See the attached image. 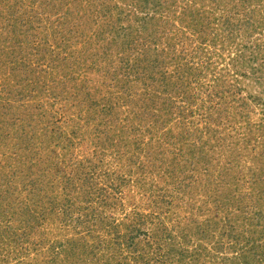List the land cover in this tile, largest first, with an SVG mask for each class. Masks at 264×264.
I'll return each mask as SVG.
<instances>
[{
	"label": "rangeland",
	"instance_id": "rangeland-1",
	"mask_svg": "<svg viewBox=\"0 0 264 264\" xmlns=\"http://www.w3.org/2000/svg\"><path fill=\"white\" fill-rule=\"evenodd\" d=\"M146 14L154 22L145 21ZM229 17L233 31L226 23ZM239 31L241 39L232 38ZM244 45L253 49L264 45V0H0V212L16 203L20 209V202L25 204L27 199L30 208L36 206L28 195L34 187L26 174L41 181L42 194L63 199L74 169L71 163L90 157L101 167L95 182L108 188L110 182L127 178L128 158L138 141L147 152L162 139L170 165L182 146L193 151H183L194 162H187L194 169L190 172L193 197L183 204L210 231L199 244L205 251L193 260L182 261L177 254L172 261L164 257V247L156 249L154 232L163 226L177 227L168 222L173 214H167L165 206L141 208L136 186L126 185L117 193L109 190L108 201L116 197L110 216L118 226L110 224L98 236L111 244L105 250L110 263L122 258L116 230L123 241L133 231L150 264H245L252 256L243 252L255 248L256 255L264 257V239L261 245L256 240L254 246L247 245L256 236L250 231L260 230L254 226L264 217V52L250 55ZM162 70L171 75L184 71L195 93L184 118L175 111L165 124L156 123L152 115L141 119L140 110L134 114L130 103L148 99L143 95L149 78L158 77ZM224 80L232 93L226 94L225 87L219 89L221 95L213 93L209 99L211 86L218 89ZM200 83L206 87L198 95L195 89ZM20 96H25L23 106H19ZM181 124L189 130L182 138L177 128ZM82 126L86 133L83 128L81 135L73 134L75 127ZM135 127L144 131L142 140ZM101 128L107 137L98 147L92 136ZM146 129L150 131L145 133ZM66 138L78 147L68 148ZM56 155L63 157L65 165L55 166ZM145 178L154 181L152 188L163 189L154 195L157 205L161 195H173L168 176L150 172ZM176 206L175 201L172 210ZM46 217L45 224L53 222V216ZM25 219L8 220L17 235L30 224ZM0 223H4L1 218ZM46 230L42 249L54 243L58 251L71 249L63 228L48 229L47 235ZM196 238L185 245L186 250H192ZM27 246L23 243L19 249ZM15 249L0 242V264H28L27 259L20 262ZM96 254L104 257L99 249ZM70 263L99 264L91 255Z\"/></svg>",
	"mask_w": 264,
	"mask_h": 264
},
{
	"label": "trees",
	"instance_id": "trees-1",
	"mask_svg": "<svg viewBox=\"0 0 264 264\" xmlns=\"http://www.w3.org/2000/svg\"><path fill=\"white\" fill-rule=\"evenodd\" d=\"M146 7L147 6L145 5V8ZM158 10L159 9H155V12H157ZM146 15L147 16L145 18V21L147 19L148 23L149 21L154 22L153 17L148 18V14ZM136 19L140 21V18L137 17ZM226 23L229 24V28H230L229 30L233 31V25L230 21V17L226 18ZM237 30L238 29H236V31ZM231 35H233V33ZM241 35L242 32L239 31L232 38L240 40ZM132 40L130 39V42L133 43ZM256 46L257 48L253 49L244 45L245 48H249L247 51L249 52L250 55H254L255 52H257L255 53V55L264 52V45H256ZM77 63L80 64L79 61ZM80 67L81 66H78V70H80ZM158 75H159L158 77L150 76L149 78V82H148L149 84L146 86L147 88L145 89V93L143 95L145 96V98L148 97L147 100L130 101L132 112L137 115L138 110H140L141 119L147 115H152V117L156 118L154 119V121L156 120L155 121L156 123L160 121L161 124H165L169 116H171L172 118L173 117L172 115L175 111H177L178 117L183 119L184 111H187L185 108L187 104H193L195 102L192 100L195 93L193 92L194 88L192 86L193 85L192 81L188 78L189 75L185 74L184 71L182 70H180V72L178 71L173 72L172 75L170 74V72L168 73L162 70L158 73ZM230 86L231 85L225 80L222 87L218 89H216L215 86L213 87L211 86L212 90L208 91L207 93L208 98L211 99L213 93L214 95H218V96L221 95L222 92L219 91V89L221 90L224 89L225 87L226 90L224 92L226 94L227 93L231 94L232 90L230 89ZM205 87L206 86L203 83H200L199 86L195 89V91L199 95L200 93H202V91H204ZM135 96L138 95L135 94L132 98H134ZM20 98L22 99V101L21 99H19L17 103L21 101L19 106H23V101L25 96H20ZM91 108L94 109V107ZM151 109L153 112L151 111ZM163 115H165V117ZM162 116L165 118L164 120ZM88 120L91 121L93 120V118L90 117ZM183 121L185 120H182V122ZM46 126L48 127L47 124ZM83 128H84L83 126L75 127L73 134L81 135L82 133L81 130ZM177 128L179 129L178 136H180V138H182L183 135H185V132L187 133L189 131L182 124L180 126L177 125ZM135 130L140 133L139 138L142 140L144 131L143 130L140 131V129H137L136 127ZM148 131L150 130L146 129L145 133H147ZM96 132L97 134H93L92 138L95 141L94 143L97 144V146L99 147L100 146L99 144L102 143V138L107 137V135H105L107 132L103 128L99 129ZM66 140L68 142V146H67L68 148L78 147L75 145V143H72L73 141H71L69 138H66ZM208 141L211 142V140L209 139ZM79 143L84 144V140L80 138ZM162 143L164 142L161 139V142L159 141L158 145H150L151 148H153V150L150 151V146H149L147 152H145L143 146L138 141L137 148L135 149L136 151L132 153V157L128 158V163L126 167V172L128 173L127 178L121 179L122 182L120 181L116 184H112V182H110L108 188L104 187L103 185H101L100 187L95 182L97 178L95 172L98 170V168L99 170L101 169V167L97 165V163H93L92 161H89L91 160L90 157H88L87 159H75L74 163H71L72 167L74 166V169L69 174V177L67 178L66 181L69 189L68 187H64L65 197L63 199H60L57 195H54L50 192L47 194H42V192H44V188L41 184V181H38L35 177L31 176L30 174L29 175L26 174L25 178H27L31 186L34 187V190L32 192H30L31 190H29L28 195H31L34 198L36 202L35 203L36 206L30 208L29 207L30 204L28 203V199H27L25 204L20 202L21 203L20 209L18 207V203H16L14 205H11L12 207L7 209L6 211L2 210V212H0V218L2 219V223L3 222L4 223L3 224L0 223V242H2L7 247L14 246L16 248L15 249L16 253L18 251L17 247L19 249V246H21L23 243L30 244L31 247L30 246H27L26 248L21 247L18 251L21 257L20 262H23L27 259L28 264H71L70 263L71 260L72 261L78 260L80 259L81 256L84 257L85 255H91L92 259H95V261L98 262L99 264H111L110 263L111 257L107 256L108 254L107 251L111 249L110 248L111 244L107 242H102L98 238L101 230L104 231L106 227H110V224H112V226L115 227L118 226L113 221L114 218L110 216L111 214L110 212L112 208L115 207L113 205H116L115 203L116 197H113V202L111 201L110 203L108 201L111 195L109 190L112 188L111 191L117 193L119 189L122 190L123 186L124 189L127 188V186L128 188L132 187V189L133 186H136V189L138 190L139 194H141L140 199L142 200V202L139 204L141 208L144 207L150 209L149 208L150 205H154L156 209L159 208L161 210V208L165 206L166 213L170 215L173 214L172 217H168L169 224L177 225V227H175L173 230H169L168 228L163 226L158 228V230L154 232L155 236L153 238L155 239L154 242L156 249L159 250L162 249V247H164L165 252L163 256L166 257L167 259H170L171 261L173 260L171 259L172 258L171 256L173 254L179 255L182 261L185 259L193 260L194 256L200 258L201 257L200 252L205 251V249L201 250L202 248L201 245L199 244L201 240L208 239V235H209L208 233L210 231L207 230L203 226V224L197 222L196 219L199 217L197 216V214L196 216H194L192 213L185 211L186 206L184 205L185 198L191 199V197H193V193L192 191L190 192V190H192L194 178H192V174L190 172L191 171L193 172L194 169L192 170V168H190L191 164L188 165L187 162H191L193 163V165L194 162L189 161L187 155L184 157L183 151L186 150V153L189 152L193 153V151L190 149L191 148L190 146L189 148L186 145L185 149L182 146L178 154L175 155L174 158L175 161H173L175 164L170 165L172 159L171 161L165 160V154L167 152V149H165L164 144ZM97 146L95 145L94 147L98 148ZM82 152L90 153L89 149H83ZM91 152L96 154L95 150ZM67 154H64V157L67 156ZM62 158L63 157H59L56 155V161H55L56 167L58 166L61 167V165H65V163L62 162L63 160ZM169 165H170L169 168L171 170L168 168ZM150 172L155 173L156 176L160 178H162L163 175L168 176L170 179L169 184L173 187L171 190L173 192V195L171 194V196L169 195L168 197L162 195L160 196L161 198V201L159 203L160 205H157L158 201L154 197V195L159 192L158 190H160L161 192V190L163 189H160V187H158L157 185L155 186V188H152L154 181L145 178V176L148 175L150 176ZM211 175H212L211 172L206 170V176L211 177ZM44 178L45 176L43 175L42 180ZM207 180L209 181V179ZM132 192L134 191L132 190ZM174 194H177V196ZM175 201L177 202V206L175 209L172 210V206L174 205ZM102 203L103 205H105V207L101 206ZM14 208H16L18 211ZM170 208L171 211H168ZM180 211L181 212L183 211V213H185L183 217H179L178 214ZM209 211L210 209H208L207 212ZM141 213L138 214L142 216ZM188 213H189V217H186ZM47 215L53 216L54 219L53 222L50 223L49 225L45 224V221H47V217H46ZM22 216H26L27 219L25 220L27 222L29 221L31 222L30 224L26 222L27 227L24 228L23 233L21 235H17L14 232V230H12V226L9 224L8 220L14 217L22 218ZM263 218L264 217L260 219L259 224L262 222ZM165 220L166 218H162L163 221L162 223H164L166 226V222H164ZM206 221L208 220L205 219L204 222L207 223ZM57 223H61V226L58 225ZM259 224L256 223V226L254 227H259L260 230L259 229L256 230V228H254L250 231L251 234H254L256 236L250 237L248 239V243H247L248 246L251 247L254 246L255 240L256 242H260V245L261 243H263L264 240L263 241L261 240L264 239V225L259 226ZM25 226L26 225L24 224V227ZM46 227L47 230L49 229L50 232L53 231L54 228L56 229L59 227L63 228L64 229L63 232L65 233L66 236H68L66 243L72 245L70 247L71 249L70 250L59 249L58 251V249L55 248L56 243L52 245H47L48 248L42 249V245H44V241H46L47 239L45 238ZM47 230H46V235H47ZM116 234H117L116 239H120L117 242V245L119 244V246H121V249H119L120 250L119 255L122 256L120 260L116 261V264H150V261L146 259L148 258L149 255L147 254L144 245L140 246L141 243L137 239V237L133 235V231H129L126 234L128 236L124 239V241L122 237H120L119 231L116 230ZM178 234L180 240L178 238ZM194 237H197L196 238L197 240L195 241L196 244L193 245L192 250L190 251L186 250L185 245L193 242ZM89 239L92 242H90ZM146 244H148V242H146ZM98 249L99 251H102V253L104 254L103 258H102V254L99 255L96 254ZM255 249L253 251H249L246 253L243 252V256L247 254L248 256H252L251 258L253 259V262L251 259L250 263L247 262L245 264H264L263 263L264 257L259 258V256L256 255ZM105 250L107 251L105 252ZM58 254L59 256L60 255L64 256L65 258L68 257L70 261L68 260L67 262L65 261V259L62 260L58 256ZM253 256L258 259H254ZM100 259L103 261L102 263ZM104 261L107 262L104 263Z\"/></svg>",
	"mask_w": 264,
	"mask_h": 264
}]
</instances>
